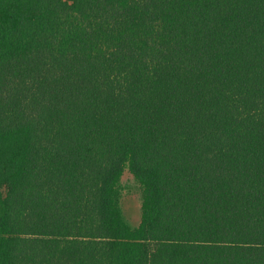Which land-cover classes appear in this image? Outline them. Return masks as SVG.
<instances>
[{
	"label": "trees",
	"instance_id": "trees-1",
	"mask_svg": "<svg viewBox=\"0 0 264 264\" xmlns=\"http://www.w3.org/2000/svg\"><path fill=\"white\" fill-rule=\"evenodd\" d=\"M0 264H264V0H0Z\"/></svg>",
	"mask_w": 264,
	"mask_h": 264
},
{
	"label": "rangeland",
	"instance_id": "rangeland-1",
	"mask_svg": "<svg viewBox=\"0 0 264 264\" xmlns=\"http://www.w3.org/2000/svg\"><path fill=\"white\" fill-rule=\"evenodd\" d=\"M121 208L130 226L136 227L141 221V191L133 177L125 173L121 181Z\"/></svg>",
	"mask_w": 264,
	"mask_h": 264
}]
</instances>
